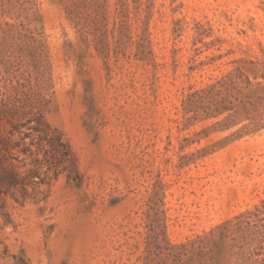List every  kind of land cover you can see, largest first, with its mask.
Wrapping results in <instances>:
<instances>
[{"label":"rangeland","instance_id":"rangeland-1","mask_svg":"<svg viewBox=\"0 0 264 264\" xmlns=\"http://www.w3.org/2000/svg\"><path fill=\"white\" fill-rule=\"evenodd\" d=\"M0 264H264V0H0Z\"/></svg>","mask_w":264,"mask_h":264},{"label":"trees","instance_id":"trees-1","mask_svg":"<svg viewBox=\"0 0 264 264\" xmlns=\"http://www.w3.org/2000/svg\"><path fill=\"white\" fill-rule=\"evenodd\" d=\"M4 159L0 155V163H3ZM22 183L20 172L16 169L4 167L3 171L0 172V185L16 186ZM1 192V190H0ZM1 259V256H0Z\"/></svg>","mask_w":264,"mask_h":264}]
</instances>
